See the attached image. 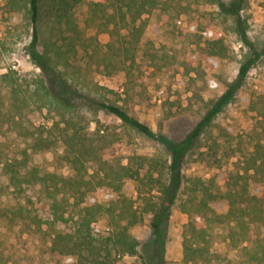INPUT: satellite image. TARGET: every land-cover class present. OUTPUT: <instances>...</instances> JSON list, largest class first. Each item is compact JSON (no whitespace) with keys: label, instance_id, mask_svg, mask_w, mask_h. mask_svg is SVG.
I'll use <instances>...</instances> for the list:
<instances>
[{"label":"trees","instance_id":"obj_1","mask_svg":"<svg viewBox=\"0 0 264 264\" xmlns=\"http://www.w3.org/2000/svg\"><path fill=\"white\" fill-rule=\"evenodd\" d=\"M213 1L244 47L238 73L232 81L217 76L219 94L206 104L198 124L174 142L134 117L126 105L110 97L112 91L87 83L77 63L84 51L97 70L102 68L100 72L110 76L125 72L129 77L139 58L158 68L162 58L157 40L150 39L147 29L150 19L166 9L164 0H6V10L22 14L31 27L26 51L41 76L11 69L0 74V169L14 191L40 186L43 201L7 202L0 206V220L11 229L21 226L40 236L47 253L60 258L56 264H121L125 257L135 256L141 264H166L177 206L187 217L177 235L184 264H264L263 107L251 108L256 115L245 136L226 140L229 146L222 148L211 135L215 121L264 60V47L248 37L244 16L248 0ZM83 4L89 7V28L111 37L104 51L97 38H87L79 25L76 10ZM202 32L196 57L204 69V57L220 62L228 57L229 47L214 28ZM99 113L117 118L156 143L161 152L115 156L108 148L113 142L100 130L90 129ZM39 115L46 125L30 119ZM171 116L168 111L166 117ZM206 137L211 140L209 149L216 150L214 155L222 148L239 165V172L226 178L224 193L216 179L184 173L187 158ZM59 147L63 149L60 161L73 171L69 178L47 172L34 161L36 155ZM128 183L135 185L136 197L126 191ZM218 203L221 211L213 206ZM146 216L152 237L141 243L130 230ZM99 217L106 218L108 231L96 235L93 224ZM58 225L70 229L59 232ZM218 244L225 246V255ZM0 264L15 263L0 252Z\"/></svg>","mask_w":264,"mask_h":264},{"label":"rangeland","instance_id":"obj_2","mask_svg":"<svg viewBox=\"0 0 264 264\" xmlns=\"http://www.w3.org/2000/svg\"><path fill=\"white\" fill-rule=\"evenodd\" d=\"M230 2L231 0H223ZM166 9L151 18L147 33L150 39L157 40L162 63L158 68L147 61L138 59L134 72L127 77L125 72L107 75L97 70L94 60L84 51H80L78 65L83 69L87 83H95L112 91L113 99L126 105L131 114L150 126L161 131L169 140H182L201 120L206 104L220 91L217 76L232 81L236 78L241 54L244 47L234 35L229 23H226L213 0H164ZM6 0H0V74L11 69L32 77L41 76L40 69L30 59L26 47L31 38V27L22 14L9 13L5 8ZM244 16L248 19L249 39L264 47V0H248ZM76 17L85 36L96 37L100 48L111 42L108 33H98L89 28V7L81 5L76 10ZM214 28L223 36L229 47V54L220 62L204 57L203 68L197 63L196 53L202 30ZM203 44V43H202ZM220 79V80H221ZM6 105L9 103L7 90L3 91ZM264 109V60L252 70L236 100L229 105L215 121L211 135L217 138L222 148L229 146L226 140L243 135L255 117L251 108ZM168 111L173 114L166 117ZM36 123L47 124L42 116H31ZM94 120V121H93ZM90 125L92 132L101 131L110 142V152L117 157L129 153H160L157 144L124 127L115 117L99 113ZM50 125V124H48ZM245 136V134L243 135ZM246 140V139H244ZM236 139L233 140V147ZM246 144V143H245ZM211 140L207 137L187 158L184 173L188 177L203 176L214 178L219 190L224 193L228 175L239 172L235 158H230L224 149H209ZM247 148V146L245 145ZM163 153V152H162ZM63 154L61 147L36 155L34 161L45 171L69 178L73 175L71 168L60 161ZM210 161V163L208 162ZM135 185L128 183L126 191L133 192ZM135 199V198H134ZM43 201L40 186H27L22 192L14 191L8 186V178L0 169V206L7 202L12 204ZM217 211L223 209L220 203L214 204ZM187 222V217L179 206L173 212L169 228L166 264H184L182 244L177 240L178 228ZM70 227L56 226L59 232H67ZM96 235L108 231L105 217H99L93 224ZM131 235L141 243L151 237L150 218L131 228ZM218 251L226 254L223 244L217 245ZM0 252H4L15 264H56L58 256L49 255L44 240L27 233L23 227L11 229L6 221L0 220ZM232 255V254H228ZM121 264H141L138 256L125 257Z\"/></svg>","mask_w":264,"mask_h":264}]
</instances>
